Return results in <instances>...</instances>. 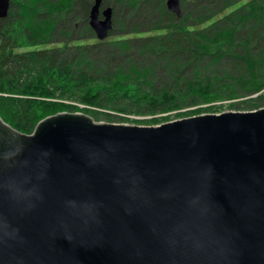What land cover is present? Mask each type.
I'll use <instances>...</instances> for the list:
<instances>
[{
	"label": "water",
	"instance_id": "water-1",
	"mask_svg": "<svg viewBox=\"0 0 264 264\" xmlns=\"http://www.w3.org/2000/svg\"><path fill=\"white\" fill-rule=\"evenodd\" d=\"M0 264H264V107L145 125L60 112L30 134L0 116Z\"/></svg>",
	"mask_w": 264,
	"mask_h": 264
},
{
	"label": "trees",
	"instance_id": "trees-1",
	"mask_svg": "<svg viewBox=\"0 0 264 264\" xmlns=\"http://www.w3.org/2000/svg\"><path fill=\"white\" fill-rule=\"evenodd\" d=\"M95 3L12 0L0 18V116L17 130L60 112L264 105V0H182L180 15L167 0H102L113 10L105 39L90 25Z\"/></svg>",
	"mask_w": 264,
	"mask_h": 264
},
{
	"label": "rangeland",
	"instance_id": "rangeland-1",
	"mask_svg": "<svg viewBox=\"0 0 264 264\" xmlns=\"http://www.w3.org/2000/svg\"><path fill=\"white\" fill-rule=\"evenodd\" d=\"M127 9L128 8H125V13L123 14H126V12L128 11ZM253 96H256V95H253ZM246 99L247 97L232 99V100H223V101L218 100V101H213L207 104H202L200 106L183 108L180 110L166 112L162 114H156V115H133V114L129 115V114H123V113L110 112L112 115L110 118L107 116H102L100 120H105L111 123L119 122V123H124V124L145 125V124H157L160 122L171 121L176 118L197 115L200 113H218L226 109L245 111V110H255L260 107H264V105H261L257 108L248 106V103L244 104L245 102H243Z\"/></svg>",
	"mask_w": 264,
	"mask_h": 264
},
{
	"label": "flooded vegetation",
	"instance_id": "flooded-vegetation-1",
	"mask_svg": "<svg viewBox=\"0 0 264 264\" xmlns=\"http://www.w3.org/2000/svg\"><path fill=\"white\" fill-rule=\"evenodd\" d=\"M101 5V4H100ZM109 8V7H108ZM107 9V8H106ZM106 9H101V8H99V13H100V15H99V17L100 18H103L104 17V11L106 10ZM5 18V17H4ZM112 18H113V10H112Z\"/></svg>",
	"mask_w": 264,
	"mask_h": 264
}]
</instances>
